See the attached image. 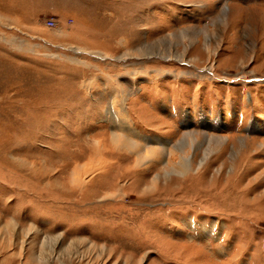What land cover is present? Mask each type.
Returning <instances> with one entry per match:
<instances>
[{"label": "rangeland", "instance_id": "rangeland-1", "mask_svg": "<svg viewBox=\"0 0 264 264\" xmlns=\"http://www.w3.org/2000/svg\"><path fill=\"white\" fill-rule=\"evenodd\" d=\"M0 264H264V0H0Z\"/></svg>", "mask_w": 264, "mask_h": 264}, {"label": "bare ground", "instance_id": "bare-ground-1", "mask_svg": "<svg viewBox=\"0 0 264 264\" xmlns=\"http://www.w3.org/2000/svg\"><path fill=\"white\" fill-rule=\"evenodd\" d=\"M114 100H112L113 105L118 106V107L119 106L122 107V109L119 110L120 111L119 114L118 113H116L115 115H114V113L113 114L111 113V115L109 114L110 117H112L111 118V121L113 123L114 130L116 128H119L120 129L122 127V130H120V131H122V133H120V134L117 133L116 134L114 130L112 132L113 134L111 136V138H112L111 140L114 142V144H116V145H122V147L123 146L124 147L126 146L132 152H134L136 154V158H137L136 163L137 164H143V163H145L147 161H150V162H153L155 160L158 161L160 159L161 155H166L167 156V165H168V167H171V166L174 167V165L177 166L179 164L180 168H184L185 169V167L187 166V161H186V158L187 157L185 156L187 154V152H185L186 150L185 151H184V149L182 150V152L186 153V154H184V153L181 154V157H182L181 160L182 161H179V160L177 161L175 159V155L177 154V150H180V148L178 147L179 145L178 146H173L169 150L168 149H165V148H161L160 149L157 146H153V147L152 146H149L150 142L149 141H144L142 135H140L137 132V130L135 129V127L133 126V124L130 122V119H128L126 117L127 114L124 115V113L126 111H125V108H124V106L122 104L123 103L122 101L124 100L123 93H122V95H120V98L118 100L119 103L118 102H115ZM116 103H118V104H116ZM190 134H192V133L189 132L186 135V136H188L187 137L188 146L189 145H192V143H193L192 139L190 138V137H192V135H190ZM140 140H143L146 143L143 145V144H141ZM187 140H185V141H187ZM151 142H153V140H151ZM97 144L98 145H97V149H96L97 151L96 152L99 153V149H98L99 143L97 142ZM177 157H179V156H177ZM187 169H188V167H186V170ZM178 170L183 171L182 169H178ZM80 173H82V169H79V168H77L76 170L73 171L72 176L74 177V181H76L78 178H80ZM154 184H155V182H154Z\"/></svg>", "mask_w": 264, "mask_h": 264}, {"label": "built area", "instance_id": "built-area-1", "mask_svg": "<svg viewBox=\"0 0 264 264\" xmlns=\"http://www.w3.org/2000/svg\"><path fill=\"white\" fill-rule=\"evenodd\" d=\"M48 23L53 25L55 23V21L53 19H48Z\"/></svg>", "mask_w": 264, "mask_h": 264}]
</instances>
